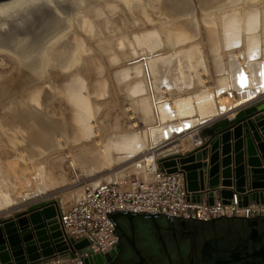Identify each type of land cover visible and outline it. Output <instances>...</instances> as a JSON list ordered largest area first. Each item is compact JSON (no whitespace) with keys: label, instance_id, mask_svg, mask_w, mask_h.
<instances>
[{"label":"bare ground","instance_id":"1","mask_svg":"<svg viewBox=\"0 0 264 264\" xmlns=\"http://www.w3.org/2000/svg\"><path fill=\"white\" fill-rule=\"evenodd\" d=\"M0 55L11 59L20 71V76L9 81L0 77V136L11 148L5 153L19 159L32 153L53 157L61 152L70 157L76 148L92 172H112L118 165L125 168L112 174L114 180H127L131 172L144 177V168L153 159L146 151L171 133L205 125L220 110L264 95V0L1 1ZM208 61L216 74L214 92L208 86L198 89L193 98L196 103L179 101L180 113L166 112L164 99L158 101L156 114L143 105L139 111L144 131L105 139L97 121L100 108L94 107L84 91L86 74L107 72L106 62L113 66L117 83H128L130 94L136 96L146 88L137 80L130 84V72L137 77L145 72L167 88L194 89L200 72L207 73ZM91 86L96 91L102 88L98 81ZM26 87L30 92L18 97L16 91ZM52 100L65 107V117L44 113L42 108ZM135 102L143 104L139 99ZM26 147L31 148L27 154ZM69 166L75 170L72 162ZM14 167L13 161L7 163L22 199L45 193V168H38L40 183L34 190L21 184L24 179L30 186L27 175L34 168L14 171ZM5 177L0 211L18 199ZM51 202L54 209H60L55 199Z\"/></svg>","mask_w":264,"mask_h":264},{"label":"built area","instance_id":"2","mask_svg":"<svg viewBox=\"0 0 264 264\" xmlns=\"http://www.w3.org/2000/svg\"><path fill=\"white\" fill-rule=\"evenodd\" d=\"M238 107L226 109L205 125L199 124L183 131L164 142L159 149L146 151L153 159L145 166L144 177L132 175L123 181L84 183L80 199L59 210L55 209L56 231L59 236L56 243H50L52 247L60 245L62 250L54 251L47 259L28 264H84L86 259H92L96 255L106 259L116 246V221L113 217L119 213L201 223L217 219L254 220L264 217V203L250 202L246 206H240L236 195L225 203L213 191L212 204H208L206 174L203 178L204 192L199 201H196V194L186 189L185 173L179 169L178 164L175 166L176 172L168 173L163 168L162 157L159 155L162 150L175 146L180 155L203 150L208 137H201L202 130L211 127L217 123L215 119L235 111ZM181 142L185 147L181 146ZM175 153L176 151L172 154ZM81 243L85 245L79 246Z\"/></svg>","mask_w":264,"mask_h":264},{"label":"water","instance_id":"3","mask_svg":"<svg viewBox=\"0 0 264 264\" xmlns=\"http://www.w3.org/2000/svg\"><path fill=\"white\" fill-rule=\"evenodd\" d=\"M240 105L228 106L226 109ZM226 109L220 110L218 114ZM195 126L180 132L177 129L149 150L159 149L164 142ZM200 135L202 138L208 137L203 150L184 155L177 153L176 146L168 152L162 150L159 155L162 157L163 168L173 173L178 164L179 169L185 173L186 189L196 194V201L204 192L203 178L206 174L208 204H212L213 191L225 203L233 195H236L240 206L250 202L264 203V99L256 106L235 113L229 122L223 120L203 129ZM174 151L176 153L172 154ZM53 204L51 201L36 203L26 207L22 213L0 219V264L35 263L49 258L54 251L62 250L60 245L52 247L50 243H56L59 236L55 221L57 211ZM134 217L138 216L119 213L113 218L116 221L118 218L131 220ZM140 217L154 219L147 215ZM84 245L81 243L79 246ZM104 260L102 256L96 255L86 259L84 264H103Z\"/></svg>","mask_w":264,"mask_h":264},{"label":"rangeland","instance_id":"4","mask_svg":"<svg viewBox=\"0 0 264 264\" xmlns=\"http://www.w3.org/2000/svg\"><path fill=\"white\" fill-rule=\"evenodd\" d=\"M105 65L108 67L107 72H103L102 74L96 76H93L92 74L91 75L86 74L85 79H83L85 93L90 98L94 107L100 108V112H99L100 114L98 116L97 121L102 125L103 130H105L104 131L105 139H108L111 136L115 137V136L131 134L137 131H144L145 120L143 114L140 113L139 111V109L143 110V105L145 109L148 110V112L153 111L156 114L160 108L159 104H157L158 101L164 99L166 101V110H165L166 112L180 113L178 110L179 101L184 99H190V100L192 99L193 103H196L194 102L193 98L196 95V91L198 89L204 90L205 89L204 86H208L209 89L211 88L213 92L215 91L214 87H215L216 74L211 70V68L213 67L211 61H208L205 65V68L208 70L207 73L200 72L201 75L198 76L200 83L198 79L195 80L194 89L192 88L188 89L185 87L179 89L175 87L167 88L166 86L157 84L156 81H154V78L149 76L145 72H141L139 74V77L136 76L135 72H130L129 77H131V79L129 80V83L132 84L137 80L139 83L144 84L146 88V89H142V92L136 96H132L130 94L128 83L124 82L121 85L117 83V81L115 80L112 74L113 66L106 62ZM18 76H20V71L18 70L17 72V69H15V65L13 64V61L7 57L0 55V77L5 81H9L10 79L12 80L13 77L16 78ZM97 81L101 84L102 87L101 89L98 88V91H96L97 89L94 90L93 87L91 86L92 82H97ZM30 89H31L30 87L29 88L26 87L25 89L19 92L16 91V94L18 97L21 96V94L23 96L24 92L25 93H27L28 91L30 92ZM213 92H211V94H214ZM96 94L97 96H95ZM138 99L141 100L143 104L136 103L135 101ZM45 106L46 107H43L42 109H44V113H46L47 115L52 117H57L60 114L62 117H65V111H64L65 107L61 103L52 100L49 101ZM126 109L127 110L130 109V110L126 111ZM130 114L132 115L131 119L129 117ZM135 123L137 124L136 128L133 127V124ZM1 138L2 137L0 136V168H1L0 190L3 192V189L5 188V184L3 183L2 176L4 177L6 176L5 178L6 179L9 178L7 180H9V182L13 184L12 185L13 188L11 190L14 195L13 197L18 198L17 203L15 204L16 213H22L26 209L25 206L28 207L29 205H33L40 202L51 201L54 199L58 203H60L62 207H66L70 202L76 200L77 195L79 196L80 194H82L83 192L82 186L84 183H91L94 181H98L99 179L101 181H122L120 179L114 180V175L112 174L113 173L115 174L117 171L125 168L124 166H122V168L120 166L121 169L119 168L118 165L113 166L114 170L112 169V172L111 171L108 172L106 170H94L92 172L90 170L91 168L90 164L84 163L80 159V153H79L80 151L76 150V148L72 149L70 157H65V153H61V152L57 153L53 157H48L49 154L43 155L41 157V156H36L35 154L33 155L32 153L30 154L31 157L34 159L32 160L30 155L27 154L28 151L31 150V148L26 147L23 150L24 153L27 154L28 156L24 155L25 157H22L23 159H19L18 156H16L17 158H13L12 154L5 153V151L7 152V149L8 151H11V148ZM155 145L158 144H153L150 146H155ZM1 151H3L4 153L2 154ZM31 152H33V150ZM12 161L14 162V166H15L14 171H16V167L26 168L28 166H32L34 168L33 174L27 175L28 179H30L29 180L30 186L26 185L24 179H21L22 182L21 184L25 189L28 187L34 190L37 189L36 185L37 183H40V178H38V168L40 167L45 168L46 170L45 176L48 180L46 181L47 189L45 193L40 195L39 198H37L38 197L37 196L36 197L37 199H33L30 201H28V199H22V197H20L19 195L20 192L18 191L19 186L18 185L15 186L16 181H13L14 179L12 177L13 175H11V173L7 168V163ZM70 162L73 163L75 170L71 169V167L69 166ZM133 174L135 173L132 172L129 173L128 178ZM94 177L96 178V180H93ZM16 192H18L19 194ZM11 207L7 208V210H9ZM7 210L6 208L5 210L4 209L1 210L0 214L6 212ZM0 217H3V215H1ZM123 220L124 218H118L119 223H122ZM135 222L140 227L145 228V230L154 229L153 228L154 224L143 218H135ZM156 223H157L156 226H158L159 228H164L166 225L165 222L161 219L158 220ZM235 226H239V224L236 223Z\"/></svg>","mask_w":264,"mask_h":264},{"label":"flooded vegetation","instance_id":"5","mask_svg":"<svg viewBox=\"0 0 264 264\" xmlns=\"http://www.w3.org/2000/svg\"><path fill=\"white\" fill-rule=\"evenodd\" d=\"M135 218L143 217L116 220V246L103 264H264V217L206 223L143 218L152 230ZM160 219L164 228L156 226Z\"/></svg>","mask_w":264,"mask_h":264},{"label":"crops","instance_id":"6","mask_svg":"<svg viewBox=\"0 0 264 264\" xmlns=\"http://www.w3.org/2000/svg\"><path fill=\"white\" fill-rule=\"evenodd\" d=\"M263 98H264V95H260V94H257L256 96H255V98H254V100H251L250 102H248V103H246V104H243L242 106H240V107H238L235 111H231L230 113L228 112V114H226V115H224L223 117H219V118H217V119H215V121H228V120H230L232 117H234V115H235V112H237V111H242V110H244V109H247V108H249V107H252V106H256L259 102H261L262 100H263ZM214 119V118H213ZM212 121V120H211ZM208 123V122H207ZM206 123V124H207ZM31 203V202H30ZM29 203V204H30ZM60 204V203H59ZM21 207V206H20ZM23 207H24V205H23ZM22 207V208H23ZM25 207H27V206H25ZM59 207L61 208L62 207V205L60 204L59 205ZM12 213H16V206H14V207H11L9 210H7L6 212H3V213H1L0 214V216L1 215H3V217H0V219H5V218H8V217H10L11 215H12ZM138 217H140V216H138ZM118 220V219H117Z\"/></svg>","mask_w":264,"mask_h":264},{"label":"snow or ice","instance_id":"7","mask_svg":"<svg viewBox=\"0 0 264 264\" xmlns=\"http://www.w3.org/2000/svg\"><path fill=\"white\" fill-rule=\"evenodd\" d=\"M188 127H190V125H188Z\"/></svg>","mask_w":264,"mask_h":264}]
</instances>
